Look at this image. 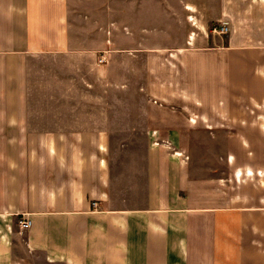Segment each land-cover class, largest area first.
I'll return each instance as SVG.
<instances>
[{
	"label": "crops",
	"instance_id": "1",
	"mask_svg": "<svg viewBox=\"0 0 264 264\" xmlns=\"http://www.w3.org/2000/svg\"><path fill=\"white\" fill-rule=\"evenodd\" d=\"M105 10L0 0V264H264V0Z\"/></svg>",
	"mask_w": 264,
	"mask_h": 264
},
{
	"label": "rangeland",
	"instance_id": "2",
	"mask_svg": "<svg viewBox=\"0 0 264 264\" xmlns=\"http://www.w3.org/2000/svg\"><path fill=\"white\" fill-rule=\"evenodd\" d=\"M97 6L102 7L103 11L113 12V24L117 22L124 24L125 20V6L127 0H93ZM112 7V8H111Z\"/></svg>",
	"mask_w": 264,
	"mask_h": 264
},
{
	"label": "built area",
	"instance_id": "3",
	"mask_svg": "<svg viewBox=\"0 0 264 264\" xmlns=\"http://www.w3.org/2000/svg\"><path fill=\"white\" fill-rule=\"evenodd\" d=\"M229 28L227 26V23H222L219 26H216L213 28V32L218 33V34H226L228 33ZM19 224L22 228V230H27L31 227V220L26 217H22V219L19 220Z\"/></svg>",
	"mask_w": 264,
	"mask_h": 264
}]
</instances>
